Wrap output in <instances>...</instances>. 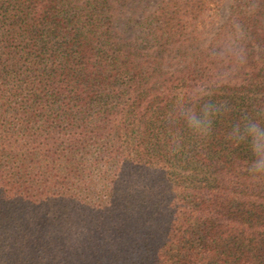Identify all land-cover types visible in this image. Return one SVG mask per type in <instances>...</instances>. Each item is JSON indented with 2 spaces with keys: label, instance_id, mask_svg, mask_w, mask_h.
Returning a JSON list of instances; mask_svg holds the SVG:
<instances>
[{
  "label": "trees",
  "instance_id": "trees-1",
  "mask_svg": "<svg viewBox=\"0 0 264 264\" xmlns=\"http://www.w3.org/2000/svg\"><path fill=\"white\" fill-rule=\"evenodd\" d=\"M129 1L0 0V264H264V175L234 142L264 122V0L170 69L215 0L160 1L141 40Z\"/></svg>",
  "mask_w": 264,
  "mask_h": 264
},
{
  "label": "rangeland",
  "instance_id": "rangeland-1",
  "mask_svg": "<svg viewBox=\"0 0 264 264\" xmlns=\"http://www.w3.org/2000/svg\"><path fill=\"white\" fill-rule=\"evenodd\" d=\"M160 1L162 0H130L122 14H119L118 30L128 39L139 38L141 40L142 37H145V28L139 23ZM232 3L233 0H215L212 9L200 14L196 18L194 27L190 28L177 43L167 46L164 61L165 67L170 69L178 66L188 59L192 51L206 46L214 36L217 27L226 20ZM71 205L69 202L59 203L56 214H60L63 219L66 218V215L70 212ZM102 206L97 203L96 207L88 212L97 213L99 211L101 217L103 213L109 210V206L106 208ZM95 218H97V215H95ZM95 224L97 225V223ZM80 225V229L86 226L84 224ZM86 229L92 231L89 225H87Z\"/></svg>",
  "mask_w": 264,
  "mask_h": 264
},
{
  "label": "clouds",
  "instance_id": "clouds-1",
  "mask_svg": "<svg viewBox=\"0 0 264 264\" xmlns=\"http://www.w3.org/2000/svg\"><path fill=\"white\" fill-rule=\"evenodd\" d=\"M234 142H244L251 153L248 164L249 173L254 176L264 175V122L259 120H244L234 137ZM178 145L172 148L177 151Z\"/></svg>",
  "mask_w": 264,
  "mask_h": 264
}]
</instances>
